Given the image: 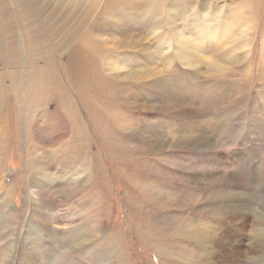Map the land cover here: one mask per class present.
I'll use <instances>...</instances> for the list:
<instances>
[{
  "label": "rangeland",
  "instance_id": "obj_1",
  "mask_svg": "<svg viewBox=\"0 0 264 264\" xmlns=\"http://www.w3.org/2000/svg\"><path fill=\"white\" fill-rule=\"evenodd\" d=\"M165 2L180 7L174 22L162 2L159 16L146 2L138 11H147L136 37L147 53L92 31L100 49L118 48L108 57L115 67L149 74L107 115L81 106L75 125L55 105L28 132L22 109L17 119L11 100L0 104V190L11 187L0 205V264H264V0ZM217 9L225 15L211 16ZM14 29L0 18V70L21 73L24 42L4 46ZM61 56L54 70H66ZM165 76L168 89L150 87Z\"/></svg>",
  "mask_w": 264,
  "mask_h": 264
},
{
  "label": "bare ground",
  "instance_id": "obj_2",
  "mask_svg": "<svg viewBox=\"0 0 264 264\" xmlns=\"http://www.w3.org/2000/svg\"><path fill=\"white\" fill-rule=\"evenodd\" d=\"M165 1L166 0H0V18H3L10 27L15 28L11 33L14 38L6 39L4 42L5 50L8 53L10 48L22 44V42H24L22 44V50L24 51V49H26L23 53L26 70H21V73L17 70H0V104L11 100L14 104L12 107V114L17 119L21 116L18 109H22L24 119L23 129L25 131L30 129L32 125L36 126V123L39 125L38 120L41 122L50 120L54 117V109H57L55 105H63V119L69 118V121L72 118L74 120H71V124L73 123L75 125L79 124L77 111L81 106L85 111H89V109L92 108V110H97L102 115L106 114V110L112 107V100L115 99L116 96H120L122 92L125 91V88L130 89L131 86L129 87L128 85H133L135 82L147 78L149 74L146 73L143 76L141 70H129V68L125 70L128 64L124 66L125 69L121 66L115 67L114 58L108 57L110 55H115L114 53L118 52V48L113 46L108 47L106 50L100 49L97 47L92 31L103 33L104 31L110 30L113 34L117 33L118 37L121 38L115 42L112 37L101 36L105 43L110 42L115 43V45L124 44L126 38L129 37L131 41L127 46L130 49L141 47V50L143 49L144 52L147 53V50H149L148 46L140 42L137 43L138 40L136 38L138 34L142 32V29L138 27L142 23L140 18H143L147 11L143 10L140 13H138V11L140 8L143 9L144 6L146 7V5H144L145 2L147 5H151L150 7L152 8L155 6L154 9L158 2H162L163 5L160 12L163 11L165 14H169V10H172L174 13L170 14V20L174 22L173 14L174 16L178 15L181 11L180 7L174 2L165 5ZM150 7H148L149 10L151 9ZM191 8L198 7L194 5ZM49 9V16L45 17L44 15ZM16 10L18 11L16 12ZM44 10H46L45 13H43ZM149 10L148 13L150 15ZM151 14L159 16V12L156 9ZM222 15H225L224 12L217 9L211 16L221 17ZM26 16L30 18L27 20L25 18ZM41 26L42 29L37 30L40 29ZM172 30L180 40L187 41L189 39V37L186 39L184 35L179 33L175 28H172ZM63 53L68 56L65 64L67 66L66 70H54L62 59L61 55ZM11 54H14V52H11ZM14 59L16 61L18 60L17 55L14 56ZM38 62H41V64L39 65ZM166 77L167 76L160 79H149L150 87L153 86L160 91H165L168 89ZM8 79H10L9 88L12 91V97H6ZM146 83L147 82H145V84ZM172 104L177 105L178 102L172 101ZM122 106H128V104ZM3 113L4 111H0V117L3 116ZM202 125L203 123H201V127L204 126ZM72 126L73 128H71V131L76 128L74 125ZM0 132H3L2 128H0ZM1 136L2 135H0V137ZM211 141L213 142V140ZM29 142L30 140L26 138V144L29 148V154H27L26 158L27 173L32 184L37 186L38 183L35 184L34 179H39L37 177L40 172L38 169L39 162L34 165L29 164L28 156L32 157V152L29 151L31 148ZM5 145L4 136L3 139L0 140V153L3 151V148H5ZM149 150L151 151L150 148ZM10 188L0 190L3 195L0 197V205L6 203L5 197H7L6 195L10 192ZM235 196L237 197L239 194L235 193Z\"/></svg>",
  "mask_w": 264,
  "mask_h": 264
}]
</instances>
